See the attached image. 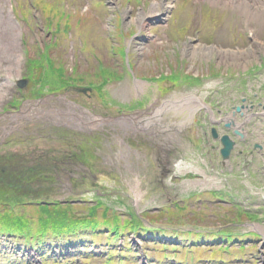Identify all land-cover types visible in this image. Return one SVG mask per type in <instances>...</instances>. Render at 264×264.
<instances>
[{
    "label": "rangeland",
    "instance_id": "1",
    "mask_svg": "<svg viewBox=\"0 0 264 264\" xmlns=\"http://www.w3.org/2000/svg\"><path fill=\"white\" fill-rule=\"evenodd\" d=\"M30 1L0 0L1 111L17 109L11 104L38 93L40 82L37 80L42 75H30L26 87L15 83L17 77L27 76L25 61L28 57L42 59L44 63L52 61V66L57 68V72L48 73L53 84L55 79L76 78L77 83L71 82V87L68 84L58 91L63 95L50 98L52 105L59 107V114L75 108L70 101L77 99L87 100L97 107L95 115L117 113L123 104L129 106L141 99L145 105L156 100L152 106L157 113L161 111L159 105L168 99L170 108L160 112L161 119H156L153 127L136 133L131 126L123 128L116 121L106 128L98 127L102 121L97 119L89 123L90 129L65 128L61 140L38 134L35 128L40 123L36 117L23 119L9 134L2 136L3 125L9 120L0 119V166L12 169L33 157L42 160L37 156L41 152L50 153L59 161L61 153L67 152L66 166L71 165L73 170L70 183L64 182L65 188L70 187V190L57 196L13 190L10 196L16 208L36 218L38 201L60 197L67 201L63 208L79 218L88 217L94 210L98 217L105 212L106 216L115 215L125 222L132 215L131 211L138 216L148 211L145 215L154 220L153 231L157 230V237L150 236L151 240L145 243L133 238L134 245L125 236L115 237L114 232L97 234L90 228L79 240L85 237L89 247L94 246L100 254L84 264H139L138 260H142V264H264V149L252 148L256 141L264 144V117L259 115L258 119L262 134L252 130L256 116L244 124L248 138L237 143L232 157L223 164L214 147L216 139L209 134V143H204L200 126L211 124V127L219 122L227 131L225 122L207 119L205 107L188 118L183 101L178 100L182 94L194 93L215 107L216 112L220 106L229 109L235 105L249 87L255 98L261 96L258 89H264V75L255 70L263 69L264 48L255 47L250 28L259 41H264V19H248L240 8L226 5L223 0H173L168 15L163 19H145L141 29L131 19H136L139 11L147 9L154 0H118L116 3L114 0H45L46 5H41V10L33 9ZM47 22L49 28L41 27ZM139 35L146 36L141 41ZM191 39L192 44L255 50L261 63L255 60L250 64V71L238 72L206 59L200 52V58L196 59L182 51ZM139 42L144 45L142 49L136 47ZM111 47L115 50H110ZM39 48L44 51L43 57L37 54ZM24 49L28 51L26 56ZM135 77L149 82L139 93L133 87ZM85 84L92 88L78 94L74 86ZM178 118L185 119L186 126L178 124ZM240 150L248 152L244 165L240 164ZM2 190L8 194L5 188ZM137 194L139 198L135 201ZM140 221L153 226L146 218ZM98 223L100 228H105L99 218ZM122 232L128 235L126 227ZM92 233L96 237L91 236ZM176 241L196 246H185L175 253L172 244ZM209 241L215 245L199 246ZM169 242L170 247L162 246ZM21 243L17 238L0 241V259H4L3 250L7 245L8 248L19 244L23 247ZM59 245L51 247L63 252ZM140 245L145 255L138 256L139 251H134L131 257H126L130 256L129 250ZM160 249L169 250L168 257ZM16 254L13 253V257ZM18 256L26 257L23 252ZM38 258L37 254L32 257L33 260ZM79 261L76 264H82Z\"/></svg>",
    "mask_w": 264,
    "mask_h": 264
},
{
    "label": "bare ground",
    "instance_id": "2",
    "mask_svg": "<svg viewBox=\"0 0 264 264\" xmlns=\"http://www.w3.org/2000/svg\"><path fill=\"white\" fill-rule=\"evenodd\" d=\"M118 0H114L116 3ZM212 2H219L220 0H210ZM226 5H231L233 7H238L242 10L244 15L248 19H255L258 21L259 19H264V0H223ZM173 5V0H154L152 4L147 9H141L139 11L138 17L136 19H131V21H135L138 23L139 27L141 29L144 28V20L147 18L155 17V18H164V16L169 14V9ZM253 38L255 39V47L263 49L264 48V41H259L257 36L255 35V32L253 28H250ZM143 36L146 35H139L138 39L143 40ZM193 39H191V42L187 45H185L183 48H186L185 50H182L185 54H191L196 59L200 58L202 54L206 59L213 60L214 62H217L218 65H222L225 67H231L235 70L240 71H250V64H254L255 60L258 63H261V59L259 57V54L256 53L255 50H232L228 48H218L214 45L206 46V45H200V44H192ZM137 45V44H136ZM135 46V45H134ZM137 49H142L144 47L142 42H139L136 46ZM192 49V50H189ZM256 55V56H255ZM263 69L255 70V72L260 73L262 76L264 75ZM238 74V73H237ZM141 79V80H140ZM134 78L136 80L133 84V87L137 93L140 92L141 89H143L146 85H149V82L143 80L142 78ZM250 82V80H249ZM258 84H262L259 82ZM232 87V85H231ZM249 87V83H248ZM232 90V89H231ZM259 92H261V96H258L255 98L252 94H250V87L249 90L246 92V94H242L241 98L236 100L235 107H233L230 110H227L226 113L223 112L221 109V106L217 108V113L215 112V107L212 105H208L203 101V98L198 96L197 94H182L178 98V100L181 102L183 101V108H186L185 116L188 118H192L194 113L199 110L202 107L206 108V111H209L211 113V117L213 119H216V121H227L230 123V125H234L235 128L240 129L244 134H248L247 126L244 125L245 123H249V121H252L253 117L256 116V119L252 125V130L254 129L256 132L257 130L260 131V133H263V130L261 129V122L258 121L260 118L259 115H262L264 117V89H258ZM258 98H261L262 100H258ZM177 100V99H176ZM178 101V102H179ZM152 105L156 103V100H151ZM173 102V101H171ZM240 110V113H238L237 109ZM166 108H170V99L166 100L164 103H161L159 105V109L162 111H165ZM185 109H182L184 111ZM44 110L42 108H37L36 104H29L25 105L23 108V111L16 116L9 117L10 119V125H13L14 122H20L24 118L32 117L38 114H44ZM160 112L152 111L148 113V115L142 117V127H145L146 125H150L152 122H156V119H159L160 121ZM258 115V116H257ZM100 117V116H99ZM121 117V116H119ZM119 117H117L119 119ZM90 119H93L94 117H91ZM132 119V118H131ZM128 118H121L120 121L122 123L121 126L124 128V126H134L133 120ZM180 119V118H178ZM130 120V122H128ZM178 124H181L182 126H186V120H182ZM253 130V131H254ZM256 148L260 146L261 149H264L263 142H257L256 144H253ZM135 201L138 200L139 194L135 196Z\"/></svg>",
    "mask_w": 264,
    "mask_h": 264
},
{
    "label": "trees",
    "instance_id": "3",
    "mask_svg": "<svg viewBox=\"0 0 264 264\" xmlns=\"http://www.w3.org/2000/svg\"><path fill=\"white\" fill-rule=\"evenodd\" d=\"M34 63L39 65V69L42 64L44 65L43 61L34 59ZM52 63V61H49ZM57 68H54L50 65L46 70L48 73L55 72ZM62 204L58 203H51V204H44L40 210V213L37 215V229L36 233L38 234H51L57 230H64L66 228H71L76 225H80L85 221L75 217L68 210L61 206ZM12 211L7 210L3 213H0V228L8 227L12 228L14 231L32 233L35 221L33 219L28 218L23 214H16L11 213ZM91 221H89L90 223ZM86 223V222H85Z\"/></svg>",
    "mask_w": 264,
    "mask_h": 264
},
{
    "label": "flooded vegetation",
    "instance_id": "4",
    "mask_svg": "<svg viewBox=\"0 0 264 264\" xmlns=\"http://www.w3.org/2000/svg\"><path fill=\"white\" fill-rule=\"evenodd\" d=\"M78 94H80V93H78ZM72 102H74V106H75V108L78 110V109H80L81 111L82 110H84L86 113H91V112H93V111H95V108H94V105L92 106V104H89L87 101H85V100H82V102H77V101H72ZM86 104H88V105H86ZM85 108V109H84ZM37 156L38 157H41L43 160H46L47 159V155L45 154V153H39V154H37ZM33 161H36V160H33ZM33 161H31L29 164L30 165H32V163H34ZM39 162H40V160H39ZM39 162H37V163H34L33 165V169H32V175H35V174H37L38 173V175H37V177L38 178H40L41 177V175H39V173H41L42 172V170L43 169H46V167H45V165H41L42 163H39ZM29 164H27V165H29ZM51 176V175H50ZM64 176V174L63 173H61V174H59V175H56V177L58 178H61V177H63ZM44 177V176H43ZM46 177V176H45ZM44 177V178H45ZM38 178H36V179H38Z\"/></svg>",
    "mask_w": 264,
    "mask_h": 264
},
{
    "label": "water",
    "instance_id": "5",
    "mask_svg": "<svg viewBox=\"0 0 264 264\" xmlns=\"http://www.w3.org/2000/svg\"><path fill=\"white\" fill-rule=\"evenodd\" d=\"M222 139H223V143H224V147L222 148V152H223V155L225 157H227V156H229V153H230V150L232 148L234 141L227 134L223 135Z\"/></svg>",
    "mask_w": 264,
    "mask_h": 264
}]
</instances>
